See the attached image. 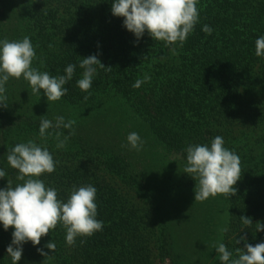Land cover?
I'll use <instances>...</instances> for the list:
<instances>
[{
    "label": "trees",
    "instance_id": "16d2710c",
    "mask_svg": "<svg viewBox=\"0 0 264 264\" xmlns=\"http://www.w3.org/2000/svg\"><path fill=\"white\" fill-rule=\"evenodd\" d=\"M112 3L0 0V40L28 36L37 55L32 66L51 76L76 65L64 85L67 94L56 102L48 103L43 90L34 95L22 77L5 85L9 105L0 107V169L6 177L0 178V189L8 180L21 183L7 163L8 150L32 140L58 162L53 173L40 177L46 187L66 202L73 186L91 184L97 189L96 218L104 224L91 237H77L74 246L58 224L39 245L24 243L17 264H153L151 243L161 263L221 264L213 247L220 242L238 258L236 249L245 243L236 244L241 236L253 246L264 242V230L256 231L255 224H264V196L256 197L264 192V57L255 55V41L264 35V0H199L193 32L182 46L170 47L147 32L137 40L123 26L124 18L112 15ZM204 25L213 29L211 35ZM91 55L112 68L97 66L92 87L84 92L77 86L84 72L79 65ZM145 75L150 80L134 88ZM41 116L53 123L57 116L76 121L65 148L56 147L55 131L68 136L70 130L49 129L53 135L41 139ZM249 126L260 134L234 137L235 128ZM127 132L149 138L151 160L144 159L146 142L140 151L127 146ZM218 135L241 160L236 194L195 202L196 182L184 172L186 149L210 146ZM95 166L113 173L143 205H132L121 190L96 176ZM242 216L253 224L243 225ZM224 227L228 231L221 233ZM13 231L0 224V264H12L6 249ZM51 241L54 253L45 247Z\"/></svg>",
    "mask_w": 264,
    "mask_h": 264
},
{
    "label": "clouds",
    "instance_id": "9594fccd",
    "mask_svg": "<svg viewBox=\"0 0 264 264\" xmlns=\"http://www.w3.org/2000/svg\"><path fill=\"white\" fill-rule=\"evenodd\" d=\"M198 3L199 0H113L111 13L124 18L123 26L137 40L147 32L154 41H163L168 47L175 44L182 46L199 22ZM202 30L208 35L213 31L208 25H204ZM172 51L175 54V48ZM255 55L264 57V35L255 41ZM35 59L36 51L28 36L22 40H0V107L7 108L9 105L5 85L10 78L19 80L22 77L29 83L34 95H41L43 90L48 103L56 102L67 94L68 89L64 85L72 79L76 65H67L65 75L51 76L47 71L41 72L32 66ZM79 66L84 72L77 81V86L84 92L92 87L97 66L106 70L112 68L106 67L96 55L82 58ZM149 80L150 77L145 75L132 86L139 88ZM84 99L87 100L88 97L85 96ZM75 124V120L65 121L63 116H57L55 123L41 116L39 137L46 139L52 136L49 129H68V136H64L61 131H55L56 147L63 149L70 136L75 135ZM126 139L130 149L142 150L145 141L137 132L129 133ZM224 144L223 137L218 135L213 138L210 146L196 144L187 147L184 172L196 182L195 202H204L217 195L229 199L236 194L237 189L234 186L241 178V160L238 154ZM7 163L17 170L16 179L21 181L13 186L12 181L8 180L7 187L0 189V224L5 231L10 227L14 228L12 241L6 249L12 264H17L22 258L24 243L30 241L34 246L39 245L42 237L47 236L58 224L66 230L65 240L69 246L75 245L77 237H91L103 230V221L96 218L97 189L94 186H73L65 202L58 199L55 188L46 187L40 179L45 173H53L58 163L47 147L32 140L17 143L8 150ZM4 177L6 172L0 169V178ZM240 219L245 226L253 224L250 217L242 216ZM255 224L256 231L264 230V224L259 221ZM227 231V227L220 229L221 233ZM241 240L245 241L244 248L236 249L238 258L234 259L233 253L224 243L213 245L221 264H264V242L253 246L247 243L245 236H241L236 244ZM84 242L81 240V243ZM45 247L55 252L54 242L47 243ZM37 251L45 257L49 256L43 249L38 248Z\"/></svg>",
    "mask_w": 264,
    "mask_h": 264
},
{
    "label": "rangeland",
    "instance_id": "374dc122",
    "mask_svg": "<svg viewBox=\"0 0 264 264\" xmlns=\"http://www.w3.org/2000/svg\"><path fill=\"white\" fill-rule=\"evenodd\" d=\"M128 126H126L127 128ZM122 133L125 132L124 130L121 131ZM127 134H129V132H127ZM234 137L235 136H240L242 134H246L248 137H257V135L260 134V129L255 128L253 129L252 127L249 126L246 128H235L234 130ZM147 143V153L144 154L145 158L144 159H149L151 160V157L149 155L151 147L150 145H148V143H150V140L148 137H146V141ZM159 150V149H158ZM154 151V150H153ZM172 159H176L179 158L178 155L173 154L171 156ZM93 172L96 174V176H98L99 178L105 179L108 183H110L112 186H115L116 188H118L119 190H121L124 194V196L127 198V200L132 204L135 205L136 207H141L144 203L143 199H141L136 193H134L133 191H131L129 188L125 187L120 180L111 172L104 170L103 168H99L97 166L93 167ZM151 172L156 173V170L154 168L150 169ZM264 196V192H260L259 195H256V197H262ZM264 218V217H262ZM261 218V219H262ZM150 251H151V256H152V263L153 264H169L168 260L164 261V263H161L158 260V254H157V250L154 246V243L150 244Z\"/></svg>",
    "mask_w": 264,
    "mask_h": 264
}]
</instances>
